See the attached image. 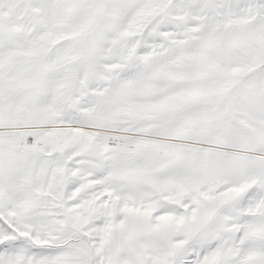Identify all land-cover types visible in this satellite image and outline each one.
<instances>
[{
    "label": "snow or ice",
    "instance_id": "obj_1",
    "mask_svg": "<svg viewBox=\"0 0 264 264\" xmlns=\"http://www.w3.org/2000/svg\"><path fill=\"white\" fill-rule=\"evenodd\" d=\"M0 264H264V0H0Z\"/></svg>",
    "mask_w": 264,
    "mask_h": 264
}]
</instances>
